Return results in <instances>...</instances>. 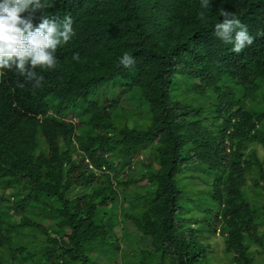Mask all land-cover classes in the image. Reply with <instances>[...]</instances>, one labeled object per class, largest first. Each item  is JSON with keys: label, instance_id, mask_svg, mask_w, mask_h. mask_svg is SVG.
Masks as SVG:
<instances>
[{"label": "trees", "instance_id": "16d2710c", "mask_svg": "<svg viewBox=\"0 0 264 264\" xmlns=\"http://www.w3.org/2000/svg\"><path fill=\"white\" fill-rule=\"evenodd\" d=\"M222 8L255 37L241 53L215 36ZM43 12L70 15L76 34L55 69L35 70L41 87L14 65L0 76V264H218L217 231L230 264H264V0L211 11L55 0ZM19 229L43 246L9 248ZM116 229L134 238V259Z\"/></svg>", "mask_w": 264, "mask_h": 264}, {"label": "clouds", "instance_id": "9594fccd", "mask_svg": "<svg viewBox=\"0 0 264 264\" xmlns=\"http://www.w3.org/2000/svg\"><path fill=\"white\" fill-rule=\"evenodd\" d=\"M54 2L55 0H0V76H3V70L14 65L17 75L25 76L28 81L34 80L33 88H39L44 77L38 76L35 70L56 68L57 49L72 40L76 33L70 15H64L57 21L43 12L52 8ZM214 2L215 0H200V8L211 11ZM38 11L43 14L40 22L34 24ZM218 15L224 19L223 22L214 23L215 36L224 44L231 45L232 52L238 54L253 45L255 37L234 12L222 8ZM199 18L207 25L209 17L205 11L199 12ZM257 35L264 36V31L258 32ZM118 63L130 69L135 61L131 54L124 52ZM17 84L23 86L20 81H17ZM88 168L97 176L104 172L103 167L101 171L91 165H88Z\"/></svg>", "mask_w": 264, "mask_h": 264}, {"label": "rangeland", "instance_id": "374dc122", "mask_svg": "<svg viewBox=\"0 0 264 264\" xmlns=\"http://www.w3.org/2000/svg\"><path fill=\"white\" fill-rule=\"evenodd\" d=\"M121 105L124 108L129 107V109H131V110H138L135 106L129 105L125 100L121 101ZM129 125L131 126V125H133V123L130 122ZM149 152H150V150L145 152L143 155H139V156L135 157L134 158L135 161L138 160L139 158H142L145 160L149 159L150 158ZM258 155L260 157H263L264 153L260 149H258ZM116 207L117 208L114 210V214L118 215L119 205H116ZM118 231L119 230L116 229L115 235L117 236L118 239H120L119 240L120 249L122 250V252H124L127 255V257L129 259H134L136 257V254H135V251L133 248L134 238L131 236L124 237ZM208 238H210L208 242L210 244V247L212 248L213 255L217 259L215 261L218 264H230L229 260H227L225 258V255L223 254L222 238L218 236V231L216 233V236L209 234ZM43 241H44L43 238L38 234V232H36V231L34 232L30 229H28V230H20L19 229V230H16L15 232L12 233V238L10 240V244L8 247L9 248L24 247L26 249V251L33 252L35 250V248L38 247L39 242H40V247L43 246ZM6 256H7L6 252H4V257H6ZM119 261H120V259L117 260V262H119ZM102 262H103V259H100L99 261H97V264H100Z\"/></svg>", "mask_w": 264, "mask_h": 264}]
</instances>
